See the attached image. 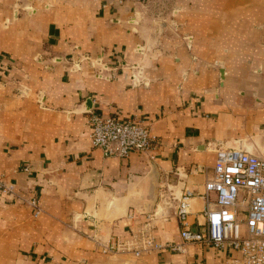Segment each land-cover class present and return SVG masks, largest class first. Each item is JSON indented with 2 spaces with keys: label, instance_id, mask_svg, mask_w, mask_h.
<instances>
[{
  "label": "crops",
  "instance_id": "crops-1",
  "mask_svg": "<svg viewBox=\"0 0 264 264\" xmlns=\"http://www.w3.org/2000/svg\"><path fill=\"white\" fill-rule=\"evenodd\" d=\"M93 113L138 116L158 142L107 157ZM240 146L264 153V0H0V180L18 196L0 197V264H228L240 252L183 240L176 207L192 191L201 229L217 148ZM150 219L179 249L105 251Z\"/></svg>",
  "mask_w": 264,
  "mask_h": 264
},
{
  "label": "built area",
  "instance_id": "built-area-1",
  "mask_svg": "<svg viewBox=\"0 0 264 264\" xmlns=\"http://www.w3.org/2000/svg\"><path fill=\"white\" fill-rule=\"evenodd\" d=\"M185 39L187 45L191 46L192 36ZM133 68H137V71L132 73L131 81L137 86L143 83V73L138 66ZM104 69L101 68L97 76L111 79L112 74H106ZM90 125L92 145L107 157L127 158L133 152L151 150L158 142L150 124L138 116L93 113ZM216 154L213 173L208 175L205 192L201 195L206 204L201 229L192 230L187 224L192 191L186 190L178 198L176 214L184 225L181 236L185 242L208 244L217 249L230 247L240 252V257L230 258L228 264H264V153L257 155L244 148L220 147ZM30 169V166L25 167L26 171ZM0 191L15 195L17 188L15 184L0 180ZM28 202L34 216H40L42 208L38 197L32 196ZM166 248L176 250L179 246L160 242L152 233L150 219L137 230L131 241H117L105 247V251L115 253L128 250L140 256Z\"/></svg>",
  "mask_w": 264,
  "mask_h": 264
},
{
  "label": "rangeland",
  "instance_id": "rangeland-1",
  "mask_svg": "<svg viewBox=\"0 0 264 264\" xmlns=\"http://www.w3.org/2000/svg\"><path fill=\"white\" fill-rule=\"evenodd\" d=\"M39 57V56H38ZM40 59L39 60H41V58L42 57H39ZM140 70V69H139ZM19 93L23 96V97H27V96H30L31 95V92H30V89L28 88V87H24L22 90H21V92L19 91ZM36 98H37V101L39 102V103H41V102H43V100H44V94L43 93H37L36 94ZM7 195H11V194H3L1 191H0V197H6ZM15 196H17V195H15ZM18 197V196H17ZM31 196H29V197H27V198H23V201H22V203L23 204H25V205H28V206H30L29 205V198H30ZM43 213V212H42ZM41 216V215H40ZM40 216H38V217H40ZM38 217H35V218H38Z\"/></svg>",
  "mask_w": 264,
  "mask_h": 264
},
{
  "label": "water",
  "instance_id": "water-1",
  "mask_svg": "<svg viewBox=\"0 0 264 264\" xmlns=\"http://www.w3.org/2000/svg\"><path fill=\"white\" fill-rule=\"evenodd\" d=\"M221 73H222V76L224 77V70H221ZM237 149H243V146H240V148H237ZM154 171L156 172V168H154Z\"/></svg>",
  "mask_w": 264,
  "mask_h": 264
}]
</instances>
